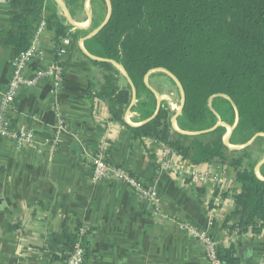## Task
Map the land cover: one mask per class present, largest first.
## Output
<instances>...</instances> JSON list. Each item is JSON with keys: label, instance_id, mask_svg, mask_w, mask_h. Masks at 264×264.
Listing matches in <instances>:
<instances>
[{"label": "crops", "instance_id": "crops-1", "mask_svg": "<svg viewBox=\"0 0 264 264\" xmlns=\"http://www.w3.org/2000/svg\"><path fill=\"white\" fill-rule=\"evenodd\" d=\"M54 1L64 25L72 27L60 58L61 87L55 90L48 77L20 87L6 119L33 139L22 147L0 139V264H65L64 254L79 229L84 231V264H210L202 242L188 229L208 235L218 252L233 248L240 264H264V229L245 234L228 229L240 219L233 200L240 192L234 171L192 165L176 154L169 161L182 174L164 168L165 146L134 139L127 128L149 120L132 111L136 90L115 65L118 87L129 85L131 93L124 123L112 120L108 101L100 96L103 71L94 63L104 60L84 48L107 18V1L85 0L73 17L62 0ZM17 12L0 4V96L12 72L4 32ZM56 46L54 33L42 30L23 77L33 79L52 68ZM157 72L144 80L156 110L162 79ZM99 150L110 166L154 185L157 206L113 177L92 181V161ZM204 175V180L195 179Z\"/></svg>", "mask_w": 264, "mask_h": 264}, {"label": "trees", "instance_id": "trees-1", "mask_svg": "<svg viewBox=\"0 0 264 264\" xmlns=\"http://www.w3.org/2000/svg\"><path fill=\"white\" fill-rule=\"evenodd\" d=\"M106 25L84 41L85 50L103 71L100 96L106 98L114 121L124 123L131 88L118 87L122 68L136 90L132 111L142 121L127 128L134 139L161 143L192 165L215 164L235 173L240 186L233 197L239 221L230 231L245 234L264 229V163L253 162L250 148L224 144L225 127L232 128L229 144L245 145L264 135V0H108ZM52 3V6L48 5ZM74 16L85 0H62ZM18 10L4 36L12 60L30 47L44 22L55 39L69 37L54 0H9ZM115 65V66H114ZM165 70L174 77L185 101L172 128L171 113L147 88L146 76ZM225 99L228 110L213 112L211 99ZM156 111V112H155ZM155 113V114H154ZM216 115L221 126L217 125ZM215 128L207 134H197ZM193 134V135H192ZM229 219L227 220V223ZM233 248L218 252L221 264H240Z\"/></svg>", "mask_w": 264, "mask_h": 264}, {"label": "built area", "instance_id": "built-area-1", "mask_svg": "<svg viewBox=\"0 0 264 264\" xmlns=\"http://www.w3.org/2000/svg\"><path fill=\"white\" fill-rule=\"evenodd\" d=\"M0 4H9V0H0ZM46 28L45 23L42 22L27 51L20 54L14 60L11 61V77L8 81L6 90L0 96V139L6 138L17 144L18 147H22L29 144L33 136L30 133H24L12 128L6 119L7 112L12 105L14 98L22 86H31L38 79L42 77H48L53 83V88L57 90L61 87L63 80V68L60 64V58L66 53V46L70 43L69 37L60 38L57 41L56 46V62L52 68L38 72L33 79H25L23 77V71L30 58L33 55V50L37 44L38 37L42 30ZM62 129L61 123L58 126V132ZM175 154L174 151L165 147L163 157L164 162L162 166L170 170L174 175L180 176L181 170L175 168L169 161V155ZM108 177H113L115 180L122 182L137 193L141 198L148 200L152 205L158 204V192L156 187L152 184H144L139 179L131 176L128 172L122 169H117L108 164L106 161L104 151L99 150L92 161V176L91 179L94 182L104 180ZM207 176H195L196 180H204ZM190 234L199 239L204 246V255L206 260L210 264H221L217 258L218 248L214 240H212L204 232H197L192 229H188ZM84 231L79 229L76 234L75 241L71 243L70 248L65 252V264H84L86 258V250L83 245Z\"/></svg>", "mask_w": 264, "mask_h": 264}, {"label": "rangeland", "instance_id": "rangeland-1", "mask_svg": "<svg viewBox=\"0 0 264 264\" xmlns=\"http://www.w3.org/2000/svg\"><path fill=\"white\" fill-rule=\"evenodd\" d=\"M116 67L119 68L118 66H116ZM120 71L123 73V71L121 69H120ZM156 75L159 76L160 78H162L159 81V83L157 84L158 85V90L160 91V94H157V98L159 99L160 103L163 104V106L165 108H168L170 110L172 128L174 130L175 129L178 130L176 122L173 124L172 120L174 119V117L178 113V111H179V109L181 107V104H182L181 87H180V85H178V83L173 78H171L170 76H168L167 74H165L163 72L158 71L156 73ZM171 93H172V95H170ZM224 100L225 99H223V98L222 99H217V98L211 99L210 102H209V107L215 113L218 112V111L222 112V113H225V112H227L228 107H227V104H226V102ZM171 106L173 107V110H171ZM216 119L218 121L217 124H221V122L219 121V116L218 115H216ZM225 127L227 129V133L224 136V141H225L226 136H227V134H228V132L230 130L229 126L225 125ZM228 145L232 146V147H237V148H241L243 146V145L233 146V145H230L229 142H228ZM247 147L250 148L252 161L253 162L260 161L261 162L263 157H264V135H260V136L256 137L251 142V144L248 145Z\"/></svg>", "mask_w": 264, "mask_h": 264}, {"label": "water", "instance_id": "water-1", "mask_svg": "<svg viewBox=\"0 0 264 264\" xmlns=\"http://www.w3.org/2000/svg\"><path fill=\"white\" fill-rule=\"evenodd\" d=\"M107 1V4H108V15H107V18H106V20L104 21V23L92 34V35H90V36H88L87 38H90V37H92L93 35H95L98 31H100L105 25H106V23L108 22V20L110 19V16H111V6H110V3H109V1L108 0H106ZM59 5H60V7L61 8H64L63 6H62V4H60L59 3ZM73 24V23H72ZM74 25V24H73ZM119 67V66H118ZM121 70H122V68L121 67H119ZM123 71V70H122ZM157 71H160V72H163V73H165V74H167L168 76H170L171 78H173L174 79V77H172V75L170 74V73H168L167 71H165V70H157ZM123 73H124V71H123ZM124 75L126 76V74L124 73ZM175 80V79H174ZM176 81V80H175ZM177 82V81H176ZM179 85V84H178ZM133 91H134V95H135V90H134V88H133ZM182 91V90H181ZM184 101H185V97H184V94H183V91H182V104H181V107H180V109H179V111H178V113L176 114V116L174 117V119L172 120V123L174 124L175 122H176V118L180 115V113H181V111H182V108H183V105H184ZM158 108H159V104H158ZM222 124H217L216 126H215V128L217 127V126H221ZM223 126V125H222ZM215 128H213V129H211V130H208V131H204V132H200V133H195L194 135H197V134H207V133H210L211 131H213ZM177 132H179V133H182V134H188V133H184V132H181V131H179V130H177V129H175ZM231 131H232V128H230V130H229V132H228V134H227V136H226V139H225V141H224V144L227 146V147H229L230 149H235V150H241V149H243V148H246L248 145H250L251 144V142L256 138V137H258V136H260V135H256V136H254L247 144H245V145H243L241 148H237V147H232V146H229L228 145V140H229V136H230V134H231ZM193 135V134H192ZM264 163V159L260 162V163H258L257 165H256V167H255V173L258 175V171H259V168L261 167V165Z\"/></svg>", "mask_w": 264, "mask_h": 264}]
</instances>
